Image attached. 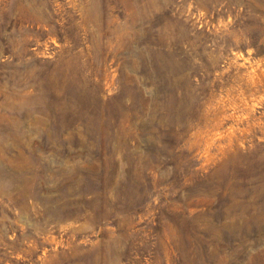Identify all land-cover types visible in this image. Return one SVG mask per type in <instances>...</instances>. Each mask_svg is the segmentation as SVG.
<instances>
[{
    "label": "rangeland",
    "instance_id": "1",
    "mask_svg": "<svg viewBox=\"0 0 264 264\" xmlns=\"http://www.w3.org/2000/svg\"><path fill=\"white\" fill-rule=\"evenodd\" d=\"M0 264H264V0H0Z\"/></svg>",
    "mask_w": 264,
    "mask_h": 264
}]
</instances>
